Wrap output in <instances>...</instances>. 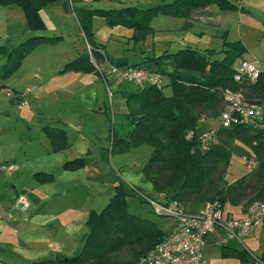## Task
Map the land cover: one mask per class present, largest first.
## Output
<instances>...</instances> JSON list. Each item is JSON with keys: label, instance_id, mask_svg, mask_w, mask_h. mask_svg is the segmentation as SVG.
<instances>
[{"label": "rangeland", "instance_id": "rangeland-1", "mask_svg": "<svg viewBox=\"0 0 264 264\" xmlns=\"http://www.w3.org/2000/svg\"><path fill=\"white\" fill-rule=\"evenodd\" d=\"M67 1L70 3L66 5L67 8L57 0L40 9L47 29L39 32V35L60 38L53 43L34 47L23 57L21 65L9 75L11 64L16 62V59L9 61V52L36 33L28 30L20 6L10 4L0 7V163L10 161L19 167L18 173L15 172L10 177L0 171V204L4 208L0 220L13 227L12 218L23 220L36 205H46L44 211L51 208L50 214L47 213L48 217L53 216L51 219L57 217L62 221L68 220L73 214L75 219H78L77 223L84 227L90 210L100 212L108 204L115 193L116 178L119 177L127 193L128 213L147 219L163 234L170 235L175 220L154 214L150 205L132 190L133 186L149 196L154 193L150 181L142 172V167L151 154V147L142 144L122 151L116 150L119 142L113 143L115 149L111 146L114 131L125 137L129 130L126 121L129 109L126 96L122 92L136 91L137 84L128 80H116L109 75V96L106 84L98 73L62 72V67L67 61L76 58L87 45L81 35L77 20L81 17L77 8L89 12L92 42L107 55L97 60L102 72L109 71L111 60L124 59L128 65H145L144 61L148 58L161 56L165 52H177L181 48L177 44L182 39H191L190 33H185L186 21L171 16H155L149 22L150 34L144 40H138L134 38L135 30L132 27L120 23L113 24L107 21L106 15H114L128 6L146 9L175 0ZM230 1L237 7L221 13L220 37L230 42L240 41L242 49L238 59L253 62L264 72V0ZM212 10L216 12L218 8L212 6ZM200 25L203 28L204 25ZM216 35L217 32L210 34L212 37ZM224 35H227V38ZM220 50L221 48H215L216 52ZM220 53L214 54L212 59H218ZM262 85L264 83L252 84L246 80L241 93L255 101L264 102V90L260 87ZM162 86V94L170 96L172 88L168 79L163 80ZM21 94L22 103L17 99ZM215 119L205 122L201 129L207 128L208 125L216 127L215 124L211 125L217 121ZM52 128H57L54 130L56 132L61 129L66 131L67 142L64 148L57 152L51 149V139L47 134V131L53 132ZM243 133L241 130L230 137L222 134L213 142L216 145L222 143L221 151L228 156L217 172L221 179H215L214 176L211 184L228 188V200L223 206V211L231 209L233 215L235 211L243 215L249 203L254 200L257 190L264 184V168L258 165L249 170L241 159L242 155L258 157L253 153V145L246 139L250 134ZM215 144L213 146H216ZM80 158L85 160L82 167L76 170L62 168L66 161ZM26 162L30 169L28 171L23 170ZM36 171L52 173L53 181L37 183V179L32 176ZM17 193L25 195L29 204L27 210L21 211L15 207ZM10 229L12 233L9 235L6 232L0 235V255L12 260L11 254L16 253L15 247L8 248L5 242L16 237L18 230L16 227ZM79 239L80 236L73 239V248ZM113 242L115 241H110L108 245ZM228 243L231 249L245 252V259L236 255H224L222 243L215 242L205 244L202 249L205 264H252L253 257L264 252L262 228L257 226L250 236L242 238L244 246L233 240ZM76 245L79 247L80 242ZM68 246L71 250L70 245ZM106 246L107 243H102L103 258L110 256L106 251L111 253ZM116 247L119 250L110 256L111 264H132V253L122 244ZM74 253L76 252L69 256ZM16 258L18 256L15 257L16 262L12 263L19 264ZM117 258L119 259L116 260Z\"/></svg>", "mask_w": 264, "mask_h": 264}, {"label": "trees", "instance_id": "trees-1", "mask_svg": "<svg viewBox=\"0 0 264 264\" xmlns=\"http://www.w3.org/2000/svg\"><path fill=\"white\" fill-rule=\"evenodd\" d=\"M56 1L0 0V7L10 4L20 6L28 30L37 34L20 42L9 52V61L16 59V62L11 64L8 75L21 65L23 57L34 47L53 43L60 38L39 35V32L47 29L40 9ZM60 1L67 8L69 2L67 0ZM210 4L216 5L222 11H232L237 7L230 0H175L146 9L128 6L122 11L118 10V13L114 15L107 14L106 17L107 21L113 22V24L120 23L132 27L135 30L134 38L144 40L151 32L149 22L153 17L164 15L187 18L191 9ZM77 9L81 17V19L77 18L79 26L85 34L86 40L92 46L95 60L97 61L103 56L107 57L104 50L92 42L93 33H91L89 12ZM78 13L76 12L77 16ZM223 45V49L218 52L210 48L200 50L184 46L175 53L165 52L161 56L148 58L144 61L145 65H128L124 59L111 60V63L116 66L145 68L162 76L160 84L138 86L132 93L122 92L126 96L129 109L126 115L129 130L125 137L114 131L111 138L113 149H115L113 143L119 142L116 150L126 151L132 146L142 144L151 147V154L147 163L142 167V172L145 178L150 181L154 193L149 196L132 186L134 193L151 208L152 205L145 197L156 198L158 194H162L167 201L176 200L180 207L189 214H195L198 211L197 208L208 201L217 202L223 209L228 200V188L211 184L214 176L215 179H221V175L217 172L228 156L221 151L223 144L212 143L210 149L205 151L200 148L196 135L205 122L211 121L212 118H219L225 110V93L241 91L248 80L242 78L240 81H235L234 79L236 64L241 60L238 59L242 49L240 41H224ZM216 53H220L218 55L220 59H212ZM164 67L168 69H164ZM62 72L98 73L85 47L76 58L63 65ZM165 78L168 79L172 88V94L168 97L162 94V83ZM248 82L251 81L248 80ZM260 83H264V72L262 71H260L258 79L252 82V84ZM260 87L264 90V85ZM17 97L21 102L22 96ZM245 97L251 102L264 106V102L255 101L248 95ZM218 118L211 124L212 126L218 124ZM201 119L204 121L201 122ZM210 127V125L207 126L208 129ZM52 129L53 132L47 131V134L51 139V149L57 152L64 148L67 137L64 130L56 132L54 130L57 128ZM241 130L251 135L246 139H249L253 145V153L258 156L259 167L264 168V159H262L264 158V142H262V134L259 131L245 125H233L229 128L218 129L216 140L222 134L230 137L233 133H238ZM189 132L192 133L191 138H187ZM223 140L222 138L221 141ZM214 144L216 146H213ZM84 162L83 158L73 159L66 161L62 168L76 170L82 167ZM34 177L41 183L53 179L52 175L43 172H36ZM116 180L115 193L108 204L100 212H89L85 223L87 234L77 253L72 256L57 254L52 259L32 261L29 264H111L110 256L119 250L116 247L119 244L124 245L132 253L134 256L132 264H135L156 244L160 243L166 235L147 219L128 213L127 193L124 191L119 177ZM258 200L264 201V184L257 190L252 201ZM225 215L235 217L230 210L225 211ZM110 241L115 242L108 245ZM102 243H107L106 247H109L108 251L111 253L104 250L110 256L103 258L101 255ZM115 264L125 263L117 262Z\"/></svg>", "mask_w": 264, "mask_h": 264}, {"label": "built area", "instance_id": "built-area-1", "mask_svg": "<svg viewBox=\"0 0 264 264\" xmlns=\"http://www.w3.org/2000/svg\"><path fill=\"white\" fill-rule=\"evenodd\" d=\"M81 32L82 37L86 40L85 34L83 31ZM85 50L98 74L104 80L109 96L111 95L107 80L109 75H112L116 80L132 81L137 86L161 83L162 76L159 73L140 67H122L109 62V71L102 72L88 41ZM259 74V67L255 63L241 59L236 64L234 79L240 81L242 78H246L255 82ZM224 101L226 107L219 116L216 127L200 129L197 132L200 148L205 151L209 149L216 140L218 129L239 124L259 131L262 134V142H264V106L247 100L240 91L225 93ZM203 121L201 119V122ZM191 137L192 133L189 132L187 138ZM241 159L249 170H253L259 165L258 157L242 155ZM0 168L9 176L18 169V166L15 163H0ZM145 198L152 205L151 209L154 214L172 217L175 224L172 233L156 244L135 264H205L202 249L207 236L216 230L225 231L224 242L227 239H235L242 243V238L250 236L257 226L262 228V237H264V201L261 200L250 202L243 215L228 217L217 202L208 201L195 214H189L180 207L176 200L167 201L162 194H158L156 198ZM14 204L21 211L27 210L29 205L23 193H17ZM253 264H264V252L261 256L254 257Z\"/></svg>", "mask_w": 264, "mask_h": 264}, {"label": "crops", "instance_id": "crops-1", "mask_svg": "<svg viewBox=\"0 0 264 264\" xmlns=\"http://www.w3.org/2000/svg\"><path fill=\"white\" fill-rule=\"evenodd\" d=\"M212 6H216V5L210 4V5H205L201 7H195L189 11L187 18L176 17L178 19L186 21L185 23L187 25V28L185 29V33H190V38H191V39H186V38L182 39V41L177 44L178 47L182 48L184 46H191V47H194L200 50L208 49V48L212 49L213 47H214L213 49L215 48H221V50L223 49L224 41H226L227 39H222L220 37V33H221L220 30L222 27L221 13L228 12V11H222L216 6L218 10L214 12L212 10ZM200 24L204 25L203 28L201 27ZM196 25H198L199 27H196ZM205 26L210 27V28H207ZM213 32H217L218 35H216L215 37L210 36V34ZM224 37L227 38V35H224ZM227 42H230V41H227ZM22 102H23V97H22L21 103ZM45 127H49V126H44V128ZM64 132L66 134V131ZM5 163H13V162L7 161ZM27 164L28 163L26 162L23 167L24 171L30 170L27 167ZM18 170H19V167L17 170L13 171L8 176L5 174L4 170L0 168V171H2L8 177L12 176V174L15 172L18 173ZM36 172H43V173L52 175V173H48L44 171H36ZM36 172H33L32 176ZM32 178L33 180H35L34 177ZM53 179H54V176H53ZM53 179L51 181H53ZM47 182H50V181H47ZM37 183L42 184L45 182H42V183L37 182ZM36 206H40V205H36ZM36 206L33 207V209L30 211L28 216H25L23 220L19 218L11 219L13 223V227H16L18 231L16 232V237H13L9 239L8 241H6L5 242L6 245L5 244L4 245L7 246L8 248L15 247L16 253L11 254L12 260L7 259L6 257H3L2 255H0V264H15L12 262H16L15 261L16 256H18V258L16 259L19 264H29L32 261L51 259L55 257L57 254L69 256L71 253L73 252L77 253L80 250L85 240L86 234H87L86 224L84 227H82L80 223H77L78 219H75L73 214L68 220L62 221L57 217H55V219H51L53 217L52 215L48 217L50 214L49 212H51V208L48 211H44V209L46 208V205L44 206L41 205L40 207H37V208ZM3 211H4V208L0 204V216L1 217L3 215ZM90 211H94V210H90ZM241 214H242L241 212L235 211L234 216L238 217V215L241 216ZM87 216H86V219H87ZM46 219H49V220H46ZM0 224H1L0 235H2L5 232L7 233V235H9V233H12V230L10 228H13V227L9 226L8 223L5 224L2 222V220H0ZM78 236H80V239L79 241L76 240L74 248H73L72 241L73 239H78ZM225 236L226 234L224 230H216L207 236L205 244L207 243L214 244L215 242L216 243L220 242L222 243L221 249L224 255L225 254L236 255L237 257L245 259V252L236 251L228 247L229 241L231 240L236 241V242L238 241L235 239H227L224 242L223 240L225 239ZM79 242H80V245L78 247V245L76 244H78ZM11 243H15V245H12ZM241 244L243 245V243ZM68 245H70L71 250ZM248 252L251 254V256H253V254L250 251ZM261 254L257 255V257L261 256ZM254 257H253V260H254ZM251 263L253 264V261H251Z\"/></svg>", "mask_w": 264, "mask_h": 264}, {"label": "bare ground", "instance_id": "bare-ground-1", "mask_svg": "<svg viewBox=\"0 0 264 264\" xmlns=\"http://www.w3.org/2000/svg\"><path fill=\"white\" fill-rule=\"evenodd\" d=\"M241 92V91H240ZM212 128V127H211Z\"/></svg>", "mask_w": 264, "mask_h": 264}]
</instances>
